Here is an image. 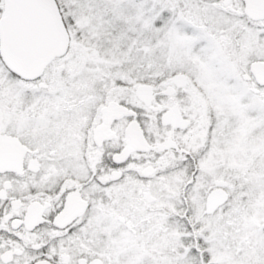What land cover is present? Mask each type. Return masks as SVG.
I'll return each mask as SVG.
<instances>
[{"label":"snow or ice","instance_id":"1","mask_svg":"<svg viewBox=\"0 0 264 264\" xmlns=\"http://www.w3.org/2000/svg\"><path fill=\"white\" fill-rule=\"evenodd\" d=\"M0 264H264V0H0Z\"/></svg>","mask_w":264,"mask_h":264}]
</instances>
